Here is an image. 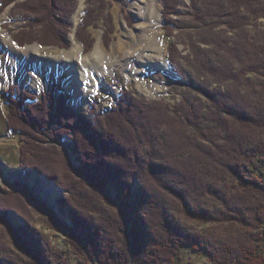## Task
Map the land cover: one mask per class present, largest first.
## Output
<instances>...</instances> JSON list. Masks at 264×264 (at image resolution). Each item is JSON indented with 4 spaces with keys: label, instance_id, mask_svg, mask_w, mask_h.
Masks as SVG:
<instances>
[{
    "label": "trees",
    "instance_id": "1",
    "mask_svg": "<svg viewBox=\"0 0 264 264\" xmlns=\"http://www.w3.org/2000/svg\"><path fill=\"white\" fill-rule=\"evenodd\" d=\"M160 1L166 22L164 35L169 39L166 58L192 97L182 96L171 103L121 91L115 104L104 113L94 111L92 105L87 111L75 112L66 105L67 96L59 94L61 88L36 98L31 91L10 84L1 98L7 129L19 139L20 166L46 171L48 179V171L53 172L55 181L66 190L64 196L57 197L59 202L70 195V187L55 172L56 163L43 151L48 147L30 143L33 138H40L26 129L45 131L49 127L51 134L44 132L49 141L68 139V146L78 154L79 168L75 166L74 171L79 177L68 174L72 178L69 184L74 179L89 186L101 199L104 194L96 185L106 181L116 190L118 203L114 199L116 207L108 209V218L116 227L114 234L110 223L99 225L92 212L76 215L69 202L63 203L75 224L70 228L75 237L68 241L72 243L70 251L75 264H180L184 245L208 256L211 264H264V0H191L185 12L178 8L181 0ZM12 2L15 3L8 8V14L23 21L11 33L17 45L26 40H37L41 45H66L62 23L73 10V0H0V12ZM87 2L90 4L75 33L83 45L97 25L95 15L102 9L101 0ZM67 7L70 10L64 13ZM56 17L60 22L54 24ZM178 43L183 44L184 54ZM124 117L129 118L128 123ZM137 118L148 121L151 131ZM24 124L29 126H21ZM117 131L121 132L118 137L123 138L120 142L123 141L126 156L125 165L119 163L121 167L112 164L111 158L103 155L107 151L101 152L96 145L98 142L108 148L109 142L101 135H114ZM96 137L102 140L97 141ZM37 157L42 166L25 162ZM131 158H136L140 168L132 166ZM135 172L143 183L136 192L130 188ZM4 191L0 187V194ZM17 193L18 190L3 193V200L10 206L0 205V212L33 209L28 201L22 207L13 202ZM3 200L0 203L7 204ZM103 202L106 205V200ZM51 220L48 217L44 225L60 230ZM103 226L110 234L102 236ZM22 231L17 229L12 245L6 241L4 246L0 244V264L35 262L34 239L40 241L36 242L38 250L46 247L47 253L46 257L38 255L37 264L73 263L65 249L61 252L52 248L51 242L44 239L45 233L33 232L36 238L30 240L24 238ZM14 249H19L16 257Z\"/></svg>",
    "mask_w": 264,
    "mask_h": 264
},
{
    "label": "rangeland",
    "instance_id": "2",
    "mask_svg": "<svg viewBox=\"0 0 264 264\" xmlns=\"http://www.w3.org/2000/svg\"><path fill=\"white\" fill-rule=\"evenodd\" d=\"M101 1V13H97L95 15L94 11L92 12V14L97 17V25L95 24L92 28L91 33H88V37L86 39L87 42H85L86 44L83 45L82 42L79 41V39H76V28L72 23V18L77 10L80 0H73V5L71 7L73 10L71 9L72 11L70 13H67L68 16L66 17V21L62 23L63 27H65L66 29L64 39L62 37L66 45L62 47L54 45H41L37 40H26L21 46H13L16 50H18L19 48H23L25 50V52H21L20 54H18V58H13L11 52L12 50L4 42L5 40H7V38H10V42L15 44L12 41L11 33L16 32L23 25V21L19 17L12 18L8 14V8H10L15 2L8 4L6 6V9L0 12V95L3 89H5L9 85V83H11V85L14 84L16 86H19L20 88H25L29 90V92L31 91L36 98H43L50 91L57 92V90L61 88L62 91H60L59 94L67 96L66 105L69 106L73 111H86L88 106L92 105V109L99 113H104L105 110L109 109L115 103L116 99L119 98V91H130L134 95L143 97L147 100L160 98L165 100L166 102L171 103L177 101L179 97L182 96L192 97L193 94H191L186 84H181L182 80L175 74L173 67H171L172 69L170 70V72L157 67H146L138 59V55H141V53L151 54V52H153V49H148L147 42L149 35L157 37V48L162 47V54L164 57H166V53L168 51L167 48H169V39L167 38V35H164L165 26L162 16L159 20V23L146 27L144 30H140L138 26L143 25L144 21L136 17L132 13V10H134V5L132 4L134 0ZM190 1L191 0H181L182 5L178 7L179 10L185 12V8L187 5H189ZM87 4V0H84V9L86 8ZM156 4L161 15L162 11L160 0H157ZM69 10L70 9H68L67 7V9L64 10V13ZM39 15L43 16V13H39ZM101 16H106L105 21L103 17L101 18ZM58 18L59 17H56V19H53L52 22H54V24L59 23L60 21L58 20ZM36 24H38V22ZM261 24L264 27V18L261 19ZM58 27L59 29H61L60 26ZM172 33H175V31H172ZM98 42L100 45L99 49L102 51L101 58L102 60L106 61L104 65L99 64V68H101L99 73H97V67L93 66V64H88L89 67L84 66L85 63H90V61H86L85 57L89 56L93 52ZM74 44H77L81 49L80 60L75 59V57L71 56L68 52L69 48ZM177 47L179 50H181L182 54L186 52L182 43H178ZM133 49L136 53L134 52L133 55H128L127 52H131ZM70 56L72 57L71 59L69 58ZM61 57L65 59L63 61H60ZM127 60H130L133 64L130 69L124 65ZM83 67L90 70V72L84 73L85 77L78 78V76L76 75V68L80 69ZM96 82L97 84H95ZM53 83L57 84L54 85ZM83 88L88 89L86 90V92L81 93L80 91ZM4 114V104L3 100L0 97V187L1 189L3 187L6 192L10 190H18L19 193H17V198H15L13 202L17 203L19 207H22L27 205L25 201H28V204L31 205L34 210H37V212L33 211L32 208L30 211H27L26 208H21L25 212L24 214L22 213L23 215L21 214L22 210L19 211L16 209H10L7 212H0V244L6 241L9 245H12V241H14L13 239L17 237L16 231L18 228L23 230L22 233H24V238L26 237L30 240L31 238H36L33 237V232L41 231L45 233L44 239L48 240V242H51V244L53 245L52 248L54 250L63 252L62 249H65V253L73 258L74 256L70 251L72 243L68 241L70 239L72 240V238L75 237L74 233L70 231V228L72 226H75V224L72 223L68 211L64 210L63 208V203L67 204V202L70 203L69 206L71 207L69 208H72L71 212L76 213V215H81V213L79 212L90 215V213L92 212V215L96 217L95 219H97V223L99 222V225L100 222H104L108 225L110 223L109 226L111 228V231L109 229L104 230L103 226L101 228L102 236L103 234H110L108 233V231H110L111 233L113 232L114 234L116 232V227L112 226L110 219L107 217H109L108 209H110L111 211L112 206L116 207V204L114 202V199L116 201L118 200L116 199V190H112L111 183L106 181L103 185H96L97 187H99V193L101 195L104 194V200H106L107 203L109 202L105 205L103 202V198H100L98 192L94 193V190H91V187H87L77 181L75 182L74 179L73 183L69 184L68 181H71L72 178L69 179L68 174H70L71 177L73 176L74 178H76V176L79 177V174L75 173L74 171L75 166H78L77 168H79L78 154L75 152V148H73L70 144L68 146L66 142L67 139L58 141L55 140L53 142L49 141V139H47V135H45L46 132L51 134L49 127L47 128V130L45 129V131H39V129H34L31 127H27L26 129L29 132L34 133L35 137L39 136L40 138H33L30 143H34L37 145L40 143L48 147V149L45 148L43 151H46L47 154H49L48 159H51L56 163L57 168L55 169V172L59 173L57 175H59V177L62 178L63 182L70 187V195L68 197H64L62 202L58 201L59 198L57 197L62 195L64 196L66 190L60 187L59 184L55 181L57 179L54 177L55 175L51 171H48L51 175V179H48L45 176L47 173L46 171L44 173L43 171L33 170L34 175L36 174L38 177H41L40 184L41 181L46 178L48 181H50L48 182V184H51V186H57V189L56 187L53 188L56 189V192H54V194L53 192H50V197H53V201L56 203V206H54L55 203L48 204L46 203L45 199H42L34 194L23 179L15 175L9 178L13 171L15 172L16 170H20L28 172L31 170H26L20 166L19 139L16 136H11L10 132H8ZM22 119H24V116ZM124 119L125 122L128 123L129 118L124 117ZM137 119V122H140L141 119ZM140 123L141 125H145L148 127L150 126L148 121H145L144 119L141 120ZM136 124L133 128H136ZM21 126L29 125L24 124ZM133 128L131 129V131L133 130ZM149 130L151 131V126ZM119 133L121 132L117 131L116 134L114 133V135L113 132L101 135L105 141L109 142L108 148H103V145L98 142L96 143V145L97 148L99 146L98 150L100 149L101 152L107 151L103 155H105V157L111 158V161L114 162L112 164L121 167L122 164L125 165L124 160L126 156L124 157L125 151H123L122 149L124 148V145L122 144L123 141L120 142L123 138L121 139L118 137V135L120 136ZM77 134H79V131L77 132ZM28 137H31V135H29ZM96 138L97 141L98 139L102 140L99 137ZM108 140L121 143L123 147H121L120 144H111L112 142ZM77 141H79V136H77ZM112 158L115 160H112ZM27 161H31L30 163L33 162L37 165L39 164L38 166H42L40 164L42 163L40 162L42 160L39 157H37L36 159L30 158L28 160H25V162ZM64 161L65 164H67L66 168H63V166L65 165L63 163ZM130 161L132 163V166L135 167V165H137V167H139V164L136 162V158H131ZM120 162L121 165H119ZM68 164L70 168L68 167ZM142 164L140 163V165ZM145 164L146 163L143 164L144 169H146ZM114 165L112 166V168L117 171L114 168ZM90 168L91 167L88 166V171L90 170ZM102 168L104 167L102 166ZM84 171H86V174H89L87 170ZM84 181L86 182V180ZM141 182V179L135 172V175L131 177L130 188L134 192H136L139 188V185L142 184ZM97 183L99 182H96V184ZM39 186L41 187V185ZM5 191L0 194V201L3 200V193H5ZM3 201L7 202V204L0 203L1 206H10V203H8V201ZM49 205L56 207L57 210L55 211L54 207L51 208V206ZM48 217H51V219L53 220H51L53 225L61 229L56 230L50 227H46L44 223H48ZM97 217H99V219ZM5 224H8L9 226L7 227ZM29 230H32V233H30ZM23 236L21 237L22 239H24ZM39 240H41V238H39ZM33 241L32 243L35 244L34 248L32 249L37 252L33 253L32 257L35 255L37 257L38 255L47 256V253H45L46 247L42 248L39 251L37 243H39L40 241L38 242L36 241V239H34ZM29 243H31V241ZM4 244L6 243H3L2 245L4 246ZM30 246H32V244ZM17 250L19 252V249ZM18 252L15 250L12 253L16 257V254ZM180 255V264H211L208 256H206L202 252L193 250L190 246H182ZM37 257H34L35 262L31 260L32 264H37L39 259V257ZM38 264L42 263L39 262ZM72 264H75L74 258Z\"/></svg>",
    "mask_w": 264,
    "mask_h": 264
},
{
    "label": "bare ground",
    "instance_id": "3",
    "mask_svg": "<svg viewBox=\"0 0 264 264\" xmlns=\"http://www.w3.org/2000/svg\"><path fill=\"white\" fill-rule=\"evenodd\" d=\"M157 0H134L133 1V5H134V10H132V13L142 19L144 21V24L143 25H139V29L140 30H144L146 27H149V26H152V25H155L157 23H159V20L161 19V15H160V11L157 7ZM83 9H84V0H80V3L77 7V10L72 18V23L74 26L77 25V23L80 21V18H81V15L83 14ZM167 12V11H166ZM204 24V23H203ZM201 26V25H200ZM5 40V39H4ZM10 38H7V40H5L4 43H6V45H8V47L12 50V55H13V58L17 57L18 58V54H20L21 52H25V50L22 48H19L18 50H16L13 46H15V44H13L12 42H10ZM195 41V40H194ZM157 37L156 36H153V35H149L148 36V49L151 48L153 49V52H151V54H142L141 55H138V59L140 62H142V64L144 66H149L151 68H160V69H164V70H167L168 72H170V70L172 69L171 67V64L169 63V61L166 59V57L163 56L162 54V47H158L157 48ZM13 44V45H12ZM37 46V45H36ZM99 42L98 44L96 45V48L93 50V52L85 57L86 58V61H90V63H85L84 66H88V64H93V66H96L98 72H100V69L99 68V64L100 65H104V63H106V61L102 60L101 58V55H102V51L99 49ZM16 47V46H15ZM21 49V50H20ZM32 49V48H30ZM35 49V48H34ZM36 50V49H35ZM192 51V50H191ZM68 52L70 53L71 56H74L75 59H81L80 58V55H81V49L80 47L77 45V44H74L73 46H71L68 50ZM135 52V50L133 49L131 52L128 51L127 54L128 55H133ZM136 53V52H135ZM199 55V54H198ZM231 55V54H230ZM69 57L70 59L72 57ZM65 58H62L61 57V60L60 61H63ZM16 60V59H15ZM59 61V60H58ZM82 61V60H81ZM46 62V61H45ZM192 62V61H191ZM196 62V61H195ZM47 63V62H46ZM206 63V62H205ZM125 66H127L129 69L130 67L133 65L132 62L130 60H127V62L124 64ZM201 65V63H200ZM243 65V64H242ZM92 66V67H93ZM202 66V65H201ZM80 67V66H79ZM200 67V66H199ZM203 68H204V65H203ZM202 68V69H203ZM244 68V67H243ZM76 72H77V76L78 78H82V77H85V74L84 73H88L90 72V70L86 69L85 67L83 68H76ZM204 70V69H203ZM71 72V71H70ZM175 72V71H174ZM47 74V73H46ZM234 74V73H233ZM232 74V75H233ZM209 75V74H208ZM235 75H236V72H235ZM219 77V76H218ZM205 78V77H204ZM225 78V77H223ZM236 78V77H235ZM107 79V78H106ZM219 79V78H218ZM221 80V78H220ZM239 80V79H238ZM40 81V80H39ZM236 81V80H235ZM38 82V81H37ZM234 82V81H233ZM232 82V83H233ZM231 83V82H230ZM97 84V82L95 83ZM229 87V86H228ZM88 88H83L80 92L83 93V92H86ZM228 89V88H225V90ZM219 93V92H218ZM221 94V93H219ZM218 96V95H217ZM66 98V97H65ZM231 98V97H230ZM155 99V98H154ZM147 105V104H146ZM232 105V103H231ZM236 107V106H235ZM207 109V108H206ZM79 111H84V110H79ZM87 111V110H86ZM241 111V110H240ZM160 113V112H159ZM243 113V112H242ZM162 114V113H161ZM235 114V113H234ZM238 117V116H237ZM245 118V117H244ZM169 120V119H168ZM160 121V120H159ZM169 122V121H168ZM209 122V121H208ZM167 123V122H166ZM177 124V123H176ZM169 126V124H168ZM201 127V126H200ZM156 128V127H155ZM169 128V127H168ZM170 130V128H169ZM165 136V135H164ZM169 136V135H168ZM261 155V154H260ZM262 158V157H261ZM228 159V158H227ZM115 160V159H114ZM179 165V164H178ZM78 167V166H77ZM188 168V167H187ZM178 169V168H177ZM27 170V169H26ZM186 170V169H185ZM14 173V174H13ZM17 176L21 179L24 180V182L29 186V188L32 190V192L34 194H36L37 196H39L40 198L42 199H45L46 203L48 204H53L55 203L53 201V197L51 198L50 197V192H56V189H57V186L55 185H52L51 184H48V181L46 178L43 179L41 181V184H40V178L41 177H38L36 174L34 175V172L33 170L31 171H28V172H25V171H20V170H16L15 172L13 171L12 174L9 176V178L11 176ZM184 180V179H183ZM140 182V181H139ZM142 183V182H141ZM145 183V182H144ZM105 184V183H104ZM143 184V183H142ZM41 185V187L39 186ZM56 189H53L55 188ZM151 187V186H150ZM146 188V187H145ZM150 189V188H149ZM150 191V190H148ZM147 191V193H148ZM151 192V191H150ZM113 193V192H112ZM157 194V193H156ZM143 195V194H142ZM157 197V196H155ZM144 200V199H143ZM148 200V199H147ZM153 200V199H152ZM146 201V200H145ZM143 203V202H142ZM126 205V204H125ZM149 205V204H148ZM245 205V204H244ZM51 206V205H49ZM56 206V203L55 205ZM54 206H51V208H53ZM158 208V207H157ZM160 208V207H159ZM250 209V207H248ZM55 211L57 210L56 207H54ZM248 209V211H249ZM252 209V208H251ZM250 209V210H251ZM170 210V209H169ZM247 210V209H246ZM98 211V210H97ZM245 211V210H244ZM136 213V212H135ZM216 213V212H215ZM250 213V211H249ZM151 217V216H150ZM108 218V217H107ZM114 219V218H113ZM137 219V218H135ZM144 219V218H143ZM111 220V219H110ZM109 221V220H108ZM179 221V220H178ZM146 225V223H145ZM101 227V226H100ZM133 227V226H132ZM187 227V226H186ZM190 227V226H189ZM254 227H257V226H254ZM161 230V229H160ZM175 230V229H173ZM152 232V231H151ZM172 233V232H171ZM159 234V233H158ZM174 234V233H173ZM188 234V233H187ZM193 234V233H192ZM259 235V234H258ZM151 236V234H150ZM160 236V234H159ZM154 237V236H152ZM161 237V236H160ZM151 240V239H150ZM159 240V239H158ZM151 243V242H150ZM162 243V242H161ZM113 254V253H111Z\"/></svg>",
    "mask_w": 264,
    "mask_h": 264
}]
</instances>
